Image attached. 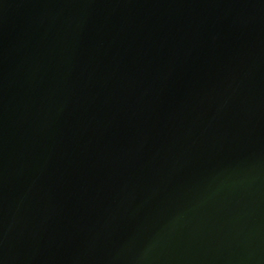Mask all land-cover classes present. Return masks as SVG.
Masks as SVG:
<instances>
[{
    "label": "water",
    "instance_id": "95a60500",
    "mask_svg": "<svg viewBox=\"0 0 264 264\" xmlns=\"http://www.w3.org/2000/svg\"><path fill=\"white\" fill-rule=\"evenodd\" d=\"M264 264V0H0V264Z\"/></svg>",
    "mask_w": 264,
    "mask_h": 264
},
{
    "label": "clouds",
    "instance_id": "9594fccd",
    "mask_svg": "<svg viewBox=\"0 0 264 264\" xmlns=\"http://www.w3.org/2000/svg\"><path fill=\"white\" fill-rule=\"evenodd\" d=\"M153 245H150L148 248L145 249V251L141 254L140 257H138L137 259V264H145V261L147 260L148 254L151 250V247H153Z\"/></svg>",
    "mask_w": 264,
    "mask_h": 264
}]
</instances>
